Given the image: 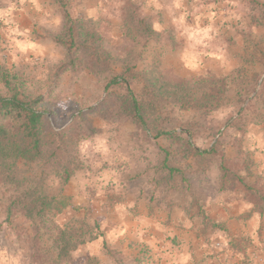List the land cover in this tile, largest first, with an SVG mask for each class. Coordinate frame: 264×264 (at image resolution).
<instances>
[{
	"label": "rangeland",
	"instance_id": "obj_1",
	"mask_svg": "<svg viewBox=\"0 0 264 264\" xmlns=\"http://www.w3.org/2000/svg\"><path fill=\"white\" fill-rule=\"evenodd\" d=\"M128 1L0 0V94L8 92L7 77L27 94L46 96L49 123L57 130L81 116L83 169L65 188L71 207L56 221L82 223L85 230L98 224L105 235L74 252L75 261L95 257L100 264H264V204L257 199L254 204L253 192L244 186L264 188V119L244 133L225 129L238 110L248 108L247 102L238 105L241 96L256 81L264 88V0H130L140 6L142 16L154 19L162 35L160 42L135 49L124 36ZM65 10L73 17L97 21L106 47L117 56L135 51L141 56V69L158 61L167 79L227 77L222 108L208 116L195 110L176 113L169 128L190 131L192 145L201 149L210 148L223 133L218 149L244 184L220 192V156L196 161L181 145L156 140L132 120L112 114V106L103 103L107 75L95 77L82 68L61 71L68 52L55 38L65 31ZM131 85L141 92L139 83ZM256 109L264 111V104ZM170 169L178 171L171 179ZM48 188L51 194L58 193L57 184L49 182ZM11 195L9 187L0 185V264H54L49 234L37 232L22 213L8 216ZM219 197H225L228 216L236 215L231 208L238 206L244 218L247 231L239 223L231 224L234 236L243 233L233 240L231 233L220 235L221 230L206 220V209L217 210L214 203ZM145 198L143 203L135 201ZM169 198L179 204L186 198L180 207L186 208L188 217L193 215L190 224L171 217L174 203L167 202ZM164 203L170 205L169 218L162 214ZM143 204L152 217L144 229L124 239L105 229L119 210L136 219Z\"/></svg>",
	"mask_w": 264,
	"mask_h": 264
},
{
	"label": "trees",
	"instance_id": "obj_2",
	"mask_svg": "<svg viewBox=\"0 0 264 264\" xmlns=\"http://www.w3.org/2000/svg\"><path fill=\"white\" fill-rule=\"evenodd\" d=\"M64 17L65 31L55 38L68 52V62L61 71L82 68L95 77L107 75L103 103L106 107L112 106V114L132 120L140 131L156 140L164 138L171 145H181L196 161L220 156V192L235 191L239 183L244 184L243 178L229 167L225 154L218 149L224 140L223 133L216 135L218 139L210 148L201 149L192 145L190 131L179 133L177 128H169L176 113L195 110L197 115L208 116L222 108L229 89L227 77L167 79L159 71L158 61H151L141 69L138 63L141 56L135 51L125 56L113 54L106 47L97 21L73 17L66 10ZM123 29L134 49L153 40L160 42L162 37L155 29L154 19L142 16L140 6L130 0L125 7ZM4 78L8 92L0 94V185L12 191L8 216L22 213L37 232L49 234L54 264H100L95 257L83 263L74 259V252L80 247L105 235L98 224L85 230L82 223L60 225L56 221L58 215L71 207L72 199L64 195L65 188L83 169L79 158L84 140L80 114L68 127L52 128L46 96L27 94L17 81L12 83ZM132 81L142 86L140 93L133 89ZM246 102L248 108L238 110L225 129L244 133L251 124H261L264 111L256 107L264 104V88L259 86V81L241 96L238 105L241 107ZM176 172L170 169L168 178ZM49 182L58 185L57 194L49 192ZM244 186L253 192L254 204L256 199L264 204V188ZM213 227L218 228V225L213 224Z\"/></svg>",
	"mask_w": 264,
	"mask_h": 264
},
{
	"label": "crops",
	"instance_id": "obj_3",
	"mask_svg": "<svg viewBox=\"0 0 264 264\" xmlns=\"http://www.w3.org/2000/svg\"><path fill=\"white\" fill-rule=\"evenodd\" d=\"M223 199H221V197H219L217 200H215L214 205L215 204L217 205V210H215L214 206L212 208L208 207L206 209L207 210V216L209 217L208 219H209V221H211V224L218 225V228L221 230L220 235H222V236L226 235V233H229V234L231 233L230 232L231 228H232L231 224H238L239 223L241 225V227H242L241 229L243 231H247L246 227L244 226V222H243L244 218L241 217L242 215H240L238 213V209H236L238 206H232L233 208H231V209H233L234 214H236V215L228 216L225 213L224 201H222ZM144 200H146V198L145 199H141V200L137 199L135 201H140V202L143 203ZM170 201H172L171 198H169L167 200V202H170ZM186 201L187 200L185 198V200H183V202L180 203V204H186L185 203ZM171 203H174V205H173L174 211L171 213V217H173V219L176 220V223H178V221H181L183 223L185 222V224H187V225L190 224L189 219L193 215L191 214L188 217V214L186 212V208L185 207L181 208L180 207L181 205L178 202L173 200V202H170V204ZM239 204L242 205L243 203L239 202ZM143 205H145V207ZM143 205H141V209L138 212L139 217H137L136 219L132 218L133 220L129 217V214L123 213V210H119L118 212H121V211L122 212L119 213L117 216H115V219L113 218L112 223H107L106 222L104 224L105 229H108V230H111V231L113 230L114 237L116 235V236H119L118 238H121V239H124L125 236L126 237L130 236L129 235L130 233H135V232H138V230L144 229L145 224L147 225L148 223L152 222V217L151 216L149 217L150 212H148V210L146 209V204H143ZM164 205L165 206L163 208V213L162 214H165L164 217L169 218L170 217L169 214H170V210H171L170 205L168 203L167 204L164 203ZM151 215H153V214H151ZM144 220H145V222H144ZM146 220L148 221V223H147ZM226 223H227V227H224L223 225L226 224ZM215 228H217V227H215ZM240 233L243 234L242 232H237L236 234H238V235L234 236L231 233L229 239L233 240L235 237L240 236L239 235ZM226 238H228V236ZM229 246L231 247V245H229Z\"/></svg>",
	"mask_w": 264,
	"mask_h": 264
},
{
	"label": "clouds",
	"instance_id": "obj_4",
	"mask_svg": "<svg viewBox=\"0 0 264 264\" xmlns=\"http://www.w3.org/2000/svg\"><path fill=\"white\" fill-rule=\"evenodd\" d=\"M82 147H83V149H85V150H86V149H87V147H88V145H87V144H85V145H83Z\"/></svg>",
	"mask_w": 264,
	"mask_h": 264
}]
</instances>
